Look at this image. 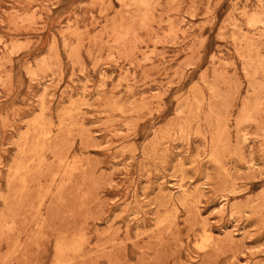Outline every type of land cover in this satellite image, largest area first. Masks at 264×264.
<instances>
[{
    "label": "rangeland",
    "instance_id": "obj_1",
    "mask_svg": "<svg viewBox=\"0 0 264 264\" xmlns=\"http://www.w3.org/2000/svg\"><path fill=\"white\" fill-rule=\"evenodd\" d=\"M0 264H264V0H0Z\"/></svg>",
    "mask_w": 264,
    "mask_h": 264
},
{
    "label": "bare ground",
    "instance_id": "obj_2",
    "mask_svg": "<svg viewBox=\"0 0 264 264\" xmlns=\"http://www.w3.org/2000/svg\"><path fill=\"white\" fill-rule=\"evenodd\" d=\"M36 123V122H34ZM178 188H181V185H178ZM183 190V189H182ZM205 232H208V230L206 229ZM205 235V234H204ZM208 236V235H207ZM202 242V241H201ZM207 242V241H206ZM208 243V242H207Z\"/></svg>",
    "mask_w": 264,
    "mask_h": 264
}]
</instances>
